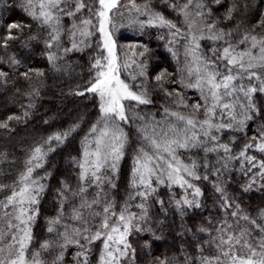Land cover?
Wrapping results in <instances>:
<instances>
[{
    "label": "trees",
    "instance_id": "obj_1",
    "mask_svg": "<svg viewBox=\"0 0 264 264\" xmlns=\"http://www.w3.org/2000/svg\"><path fill=\"white\" fill-rule=\"evenodd\" d=\"M184 2L185 0H136L137 6H151L147 10L142 8L139 21L144 22L145 19H151L153 13H160L171 23L179 25V9L174 10L170 5H183ZM205 2L211 7L212 14L202 19L207 23L215 22V28L221 33H232L231 36H225V41L234 48L244 50L249 47V44H241L239 41L264 15V0H235L237 10L230 20L226 18V14L234 0H223L220 5L212 3V0ZM24 3L25 0H0V36L4 35L5 25L9 22L27 25L23 31L15 33L18 38L9 41L8 47L0 46V71L7 73L0 80V122L9 116L21 117L19 120L9 121L8 128H0V183L10 185L17 180L20 173L25 171V162L36 147H42L43 150L49 147L55 149L47 151L42 167L33 172V177L44 184V191L36 206L38 215L32 222L29 255L39 253L41 264H77V253L81 249L74 242H64L58 233H63L65 226L79 228L82 223L71 219L73 207L80 204L79 197H73L72 192L77 190L80 183L81 170L78 163L82 162L84 138L100 113L96 95L88 93L80 96L76 93L83 91L86 83L95 75L94 70L90 71L92 56L91 51H88L93 48L89 47L84 53L64 51L69 47L70 17H61L60 39L53 42L56 46L48 48L46 45L52 28L29 16L23 7ZM122 11L123 16L118 15L114 20V39L120 43L141 42L148 49L141 59L145 62L143 85L152 103L137 105L136 113L156 121L174 122L175 117L171 115L173 112L192 117L191 106L205 102L206 90L202 92L197 87L188 86L189 83H195L196 79L195 75L189 78L188 68L195 70L194 66H199L200 62L192 63L183 41H177L176 45L169 44L159 38V30L154 26L133 23L138 20L128 18L125 10ZM192 11L195 12L194 9ZM254 34L259 36L264 35V32L257 28ZM198 51L200 57L213 58L202 48ZM52 53L57 56L54 62L48 59ZM29 70L30 78H26L23 73ZM257 71L264 73V69ZM161 73H165V76L158 82L155 77ZM239 83L251 86L246 77L239 80ZM257 83L259 82H252ZM252 99L256 111L242 129L235 125L219 131L212 129L210 134L217 136L216 142L200 148L177 150V156L183 163L195 161L197 165L201 179L193 180L192 183L200 188L201 195L193 197L192 192H188L186 196L189 200H195L199 207H189L182 203L178 207L176 201L184 200L185 190L167 181L164 184L156 183L155 193L146 201L139 197L129 199L133 192L129 184L130 174L139 147L136 128L140 122L123 125L128 141L114 181L116 187L102 184L97 188L92 185L87 189L86 198L91 201L103 189L101 197L110 199L117 212L127 203L129 211L140 217L134 221L139 230L133 228L129 235V243L135 254L132 253L125 264H201L203 257H213L217 252L214 240L219 234L216 229L224 221L235 223L236 218L230 215L231 212L236 211L241 216L246 215L264 222V178L258 175L259 162L264 161V153L255 147L247 151V155L256 157L257 161V168L250 173H246L248 165L242 160L228 158L230 155L238 156L244 145L264 128V93H254ZM223 102L243 104L245 98L243 93H234L231 97H224ZM164 109H168V115ZM216 111L215 123H229L228 110L221 112L217 106ZM234 111L238 112L239 109ZM194 118L202 121L205 118L204 110L201 109ZM75 125L79 127L63 143L53 140L45 144L49 137ZM214 144H227L231 153H224L219 149L204 151L205 146L212 147ZM217 169H220L218 173ZM205 175L207 179H203ZM65 183L72 191H66L62 197L59 193ZM216 185L224 190L223 194L215 190ZM2 198L3 193H0V199ZM225 199L232 207L224 206ZM141 203L144 204L143 209L139 207ZM99 210L97 207L96 211ZM61 213L63 219L49 233L48 221ZM45 242L49 243V247L42 249L41 245ZM61 244H64L63 248ZM89 249L88 264H100L102 243L96 241L89 245Z\"/></svg>",
    "mask_w": 264,
    "mask_h": 264
},
{
    "label": "snow or ice",
    "instance_id": "obj_2",
    "mask_svg": "<svg viewBox=\"0 0 264 264\" xmlns=\"http://www.w3.org/2000/svg\"><path fill=\"white\" fill-rule=\"evenodd\" d=\"M212 3L220 5L223 0H212ZM128 6L137 12L141 11L136 0H128L127 5L123 0H25L23 5L29 16L52 28L46 45L48 48L56 46L53 42H58L60 39L61 17H70L78 21V23L74 22L69 30L72 38L71 47L64 49L65 52L78 50L81 46L90 47L89 39L97 32L100 34V40L97 43L98 54L93 57L94 62L90 69V71H95V75L86 83L83 91L76 93L80 96L88 93L98 96L100 113L98 120L91 126L88 135L84 138L82 162L78 163L81 170L80 183L77 190L72 192L73 197H79L80 204L78 207H73L71 219L82 223L79 228L65 226L64 232L58 233L64 242H74L81 249L77 253V264H88L89 245L96 241L102 243L100 264H121V258L125 257L131 248L127 239L129 233L133 228L139 230L134 221L140 217L129 211L127 203L117 212L110 199L101 197L103 189L91 201L86 198L87 189L92 185L97 188H100L102 184L112 188L116 187L114 181L128 141V134L124 131L123 125L140 122L136 128L139 147L136 150L129 181L130 188L133 190L129 195L130 200L139 197L142 201H146L150 195L155 193L154 185L164 184L165 181L193 189L191 194L196 197L201 195L200 188L192 183L193 180L201 179L197 165L195 161L183 163L177 156V150L200 148L210 142H216L217 136L210 134L212 129L219 131L232 128L234 125L242 129L245 122L250 120L256 111L252 99L253 94L264 93V73L256 70L264 69V35L254 34L257 28L264 32V15H261L252 29L244 33L239 41L241 44H249L248 50L234 54V46L225 41L227 46L223 47L222 51L212 50L215 59L194 56L195 60L200 63L195 70L192 67L188 68L189 78L193 75L196 77L195 83H189L188 86L197 87L202 92L206 90V93L203 104L196 103L191 106L192 117L186 118L173 112L171 115L175 117L174 122L156 121L148 120L136 113L137 105H148L152 101L146 92L135 90L140 88V85H130L121 78V68L127 69L136 65L144 69L145 62L139 57H143L148 49L144 46L138 48L137 45H131L129 46L131 55H129L127 52L118 51L123 46L118 45L113 38V30L116 28L113 21L118 15L123 16L122 9ZM170 6L174 10L179 9L186 21H190L192 9L195 10L197 17H207L212 14V9L205 0H195V3L194 0H185L183 5L172 3ZM143 7L147 10L151 6L144 5ZM204 9L207 11L205 12ZM236 10L237 4L234 0L232 7L227 11L226 18L232 19L233 12ZM148 22L173 29L171 33L173 37L180 33V29L160 13H153ZM133 23L138 22L133 21ZM25 27L27 25L20 22L7 23L4 35L0 36V46L8 47L9 41L18 38L15 33L23 31ZM189 27H191V22ZM204 27L212 31L215 28V22L204 24ZM231 35L230 32L218 33L210 38L225 40V36ZM196 40L197 37L193 35L192 41ZM197 49H199V44H195V48L191 50L193 55ZM252 49H255L258 54H254ZM121 57H123L122 63ZM48 59L54 62L57 56L52 53ZM221 61L225 62L223 70L219 63ZM30 71L24 72L23 75L30 78ZM38 75H43V73H38ZM139 75L144 76L145 72L141 70ZM6 76V72L0 71V80ZM164 76L165 73H161L155 79L159 82ZM245 77L251 86L239 83V80ZM131 79L135 80L136 76L133 75ZM253 81L259 83L252 84ZM234 93H243L245 103L223 102L224 97H231ZM180 102L182 103V100ZM217 106L221 112L229 111V123L214 122L217 116ZM236 108L239 109L238 112L234 111ZM201 109L204 110L205 117L202 121L194 118ZM164 111L168 115V109ZM13 119L19 120L21 117L9 116L5 121L0 122V128H8V122ZM77 127L79 125L57 133L54 137H49L45 144L53 140L63 143ZM89 137L92 139L90 140ZM253 147L264 153V128L244 145L238 156L230 155L228 158L242 160L248 165L246 173H250L252 169L257 168L256 157L247 155V151ZM218 149L224 153H231L227 144L204 147L205 152ZM54 150L51 147L47 150L36 147L31 157L25 162V171L20 173L19 178L10 185L0 183V193H3V198L0 199V264H41L39 253L29 255L32 222L38 215L39 210L36 206L44 191V184L33 177V172L34 169L42 167L47 151ZM223 166L227 167V164ZM216 171L218 173L220 169ZM258 175L264 178V161L259 162ZM203 179H207V176L205 175ZM215 190L221 194L224 191L218 185L215 186ZM66 191L72 190L65 183L59 195L65 196ZM181 203L189 207H199L195 200L187 198L182 202L176 201L178 207ZM223 204L226 208L232 207L227 199L223 201ZM97 207L100 208L99 211H96ZM139 207L143 209L144 204L141 203ZM230 215L236 218L235 223L229 224L224 221L216 229L219 234L214 240L217 252L213 257H203L201 264H264V222H258L246 215L241 216L236 211L231 212ZM62 219L63 214L61 213L49 220L47 231L52 233ZM241 221L244 223L241 224ZM60 246L63 248L64 244ZM48 247V242L41 245L42 249Z\"/></svg>",
    "mask_w": 264,
    "mask_h": 264
},
{
    "label": "rangeland",
    "instance_id": "obj_3",
    "mask_svg": "<svg viewBox=\"0 0 264 264\" xmlns=\"http://www.w3.org/2000/svg\"><path fill=\"white\" fill-rule=\"evenodd\" d=\"M124 4L127 5L128 4V0H123ZM141 8L140 12H137L135 9H132L130 6L125 7L124 10L127 13L126 16L128 18H136L138 21V23H141L142 25H148V26H154L156 28V30H159L160 39L166 40L169 44H173L176 45L179 41H183L182 44H186L187 48V54H189V57L192 58V63H197L198 61L195 60L194 56H198L199 52L198 50L200 48L204 49L205 51L209 52V54L213 57L212 55V50L214 49H220L222 51L223 47L227 46V44L225 43V40H216V39H211L210 37H212L214 34H218L221 33L218 29L213 28L212 31H209L207 28L204 27V24H209L207 23L204 19H202V17H197L195 16V12L191 10V17H190V21H186L185 17L183 15L182 12H180V10H178V16H180V22L179 25H176L179 29H180V33L173 37L172 36V32L174 31L173 29H170L166 26H160L158 23H153V24H149V20L151 19H145L144 22L139 21V18L141 17L142 14V8H144L143 6H139ZM118 18V17H116ZM115 18V19H116ZM203 21V22H202ZM78 23V21H74L73 18L70 19V28L68 29V41H69V47H71V36L69 35V30L71 29V26L73 23ZM191 22V27H189V23ZM114 23V21H113ZM200 29H202V31H200ZM158 37V34H156ZM195 35L197 37V40L195 42L192 41V36ZM79 38V37H78ZM114 38V37H113ZM100 40V34L97 32L95 33L90 39H89V43H90V48L92 47L93 49H90L88 51H91V56H92V63L93 61V57L96 56L98 54L97 52V43ZM115 40V39H114ZM116 41V40H115ZM171 41V42H170ZM117 42V41H116ZM207 43V44H206ZM118 45L123 46L122 49H118V51H123V52H127L129 55H131V48L129 46L131 45H137V47L139 48L140 46H144L146 47L143 43H123V42H117ZM195 44H199V49H197L195 51V54L193 55L191 50L193 48H195ZM189 45V46H188ZM89 47L88 46H81L78 50H73V51H69L72 53H84L85 50H87ZM250 48L247 47L244 50H239L237 48H235V53H241L244 52L245 50H248ZM254 54H258L257 51L255 49H252ZM106 55V53H104ZM142 57H139L140 60ZM215 58V57H213ZM123 62V57H121V63ZM220 63V67L221 70H223L224 67V63L223 61L219 62ZM198 67V66H197ZM194 68H196V66H194ZM144 69H141L139 67H137L136 65H133L130 68H121V78L124 79L127 83H129L130 85H140V88H136L135 90L140 92H146V89L143 85V78L144 76H140L139 73L140 71ZM257 70V69H256ZM135 75L136 79L132 80L131 77ZM95 95V94H94ZM98 97V96H97ZM99 99V98H98ZM186 118L188 116H185ZM178 185V184H177ZM179 186V185H178ZM181 188V186H180ZM185 190V195H184V199L188 197L186 196L188 194V192H192L193 189H187L186 187H182ZM131 233V232H130ZM129 233V235H130ZM128 243H129V239L130 236H128ZM130 244V243H129ZM135 254V252H133L132 248L129 249L128 254L125 257L121 258V264H125V262L127 261V259Z\"/></svg>",
    "mask_w": 264,
    "mask_h": 264
}]
</instances>
